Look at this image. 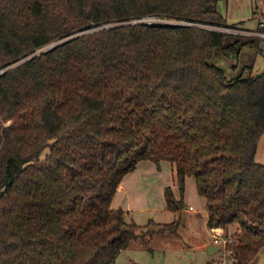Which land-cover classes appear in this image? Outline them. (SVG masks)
<instances>
[{"label":"trees","instance_id":"1","mask_svg":"<svg viewBox=\"0 0 264 264\" xmlns=\"http://www.w3.org/2000/svg\"><path fill=\"white\" fill-rule=\"evenodd\" d=\"M218 1L0 0V264H115L178 236L111 205L141 160L170 162L181 194L193 177L207 226H237L236 264L264 247V69L210 62L260 40L222 31L242 22Z\"/></svg>","mask_w":264,"mask_h":264},{"label":"rangeland","instance_id":"2","mask_svg":"<svg viewBox=\"0 0 264 264\" xmlns=\"http://www.w3.org/2000/svg\"><path fill=\"white\" fill-rule=\"evenodd\" d=\"M256 6L264 8V0H219L216 5L218 12L229 24L242 22L243 26L253 25V10ZM142 21L177 23L154 16H147ZM52 45L54 43L47 44L41 50L49 49ZM233 55L235 54L228 58L216 54L210 62L221 67L227 77L236 75L245 65L250 67L252 74L264 69V54L253 47L243 46L236 57L233 58ZM254 160L264 164V131L257 140ZM121 186L113 196L112 206L125 210L126 219L134 220L139 225V232L149 220L158 224L178 222V236L157 232L146 245L138 238L117 255L115 264H216L215 260L220 252H207L206 245L212 242L213 233L206 224L203 197L197 193L193 177H185L181 194L174 166L170 162L162 160L156 165L150 160H141L134 173L122 178ZM167 186L171 188L174 198L182 199L181 208L167 206ZM233 230L230 227L224 231L233 233ZM249 264H264V248L257 252Z\"/></svg>","mask_w":264,"mask_h":264},{"label":"built area","instance_id":"3","mask_svg":"<svg viewBox=\"0 0 264 264\" xmlns=\"http://www.w3.org/2000/svg\"><path fill=\"white\" fill-rule=\"evenodd\" d=\"M253 25L252 26H226L221 27L222 31L251 36L260 40L258 52L264 54V8L255 7L253 10ZM191 208V206H189ZM212 244L218 245L220 254L217 256L216 264H236V256L231 244L234 242L233 233H227L221 227H211Z\"/></svg>","mask_w":264,"mask_h":264},{"label":"crops","instance_id":"4","mask_svg":"<svg viewBox=\"0 0 264 264\" xmlns=\"http://www.w3.org/2000/svg\"><path fill=\"white\" fill-rule=\"evenodd\" d=\"M136 167H137V166H136ZM134 170H135V169H134ZM134 170L131 171V174L134 173ZM131 174H130V173H127V174H125V175L127 176V175H131ZM125 175H124V176H125ZM124 176H123V177H124ZM121 188H122V186H121V182H120V184L118 185V187H117V189H116V192L119 191V189H121ZM112 199H113V198H112ZM202 201H203V204L205 205V203H204V198H202ZM111 205H113V201L111 202ZM112 207H114V206H112ZM190 209H193V207L191 206ZM206 218H207V211H206ZM230 227H231V228H232V227L234 228L233 232H234V231L236 230V228H237L236 225H229V226H228L226 229H224V230H228V228H230ZM207 244H209V243H207ZM262 248H264V247H262ZM262 248H261V249H262ZM215 252H216V251H215ZM253 259H254V258H253Z\"/></svg>","mask_w":264,"mask_h":264},{"label":"water","instance_id":"5","mask_svg":"<svg viewBox=\"0 0 264 264\" xmlns=\"http://www.w3.org/2000/svg\"><path fill=\"white\" fill-rule=\"evenodd\" d=\"M158 24H170V23H158ZM62 41H64V40H62ZM62 41H60V42H62ZM52 46H54V45H52ZM234 56L236 57V54L233 55V58H234ZM206 248H207V252L209 254H212V253H214L215 251H217L219 249V246L215 245V244H212V243H209V244L206 245Z\"/></svg>","mask_w":264,"mask_h":264}]
</instances>
